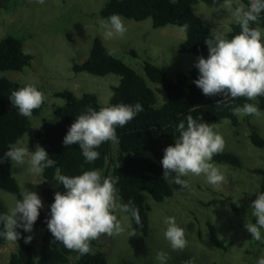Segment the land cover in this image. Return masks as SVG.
<instances>
[{
	"label": "rangeland",
	"instance_id": "obj_1",
	"mask_svg": "<svg viewBox=\"0 0 264 264\" xmlns=\"http://www.w3.org/2000/svg\"><path fill=\"white\" fill-rule=\"evenodd\" d=\"M105 1L46 0L41 5L35 0H0V40L7 34H14L23 40L24 49L33 55L31 64L23 70L0 71V76L23 85L36 84L43 88L46 104L39 115L31 117L35 126H40L45 119H52L55 106L64 104V98L55 95L59 90L70 89L77 95L95 92L101 103L108 102L112 86L119 82L120 77L112 73L98 76L76 71L73 67L75 63L87 59L95 37H101L113 55L147 80L157 93L159 102L166 100V92L146 77L144 63L150 61L159 65L175 79L179 71L188 73L198 62L200 56L178 50L186 38V29L181 26L154 27L151 19L136 21L121 16L127 28L124 37L105 39L100 21L107 19L99 13ZM223 3L224 0H198L194 4V10L210 26L212 33L230 31L231 24L237 22L233 15L235 7L246 8L244 0H231V5L225 8L221 7ZM258 27L264 31V28ZM260 112V117L238 115V124L229 118L216 124L214 130L225 141L223 151L236 154L242 162V166L236 167L212 161L225 177L219 188L210 185L203 175L183 177L190 185L184 190L169 178L174 189L172 196L156 202L147 195L151 206V232L148 236L133 228L127 213H117L124 232L112 237L102 235L92 242V250L105 251L107 264H159L156 254L160 251L167 253V264H184L192 257L196 258V264H257V260L264 255V242L252 239L245 228L246 219L233 206L242 208L248 214L259 193L261 175L255 168H264V147L255 145L250 134L256 130L264 137V109ZM28 137L24 134L14 145L34 152L36 146L30 143ZM117 154V146L113 145L114 157ZM114 164V161H108L105 177H112ZM29 168L27 162L14 163L13 174L22 193L26 190L37 193L43 202L41 209L47 211L49 205L40 190L44 181L42 173L33 174ZM55 178L48 183L56 186L58 180ZM21 199L0 189V214L10 212ZM166 217H175L176 223L184 229L188 241L185 249L173 250L165 239ZM210 225L216 227L217 239L229 243L228 246H212L209 243L212 237ZM133 229L136 235L132 236ZM17 231L20 236L25 232L34 238V250L38 255L42 229L33 225L31 232L22 228H17ZM261 232L264 236V230ZM18 245L19 239L15 243L6 241L0 244V264H8L10 254L17 250Z\"/></svg>",
	"mask_w": 264,
	"mask_h": 264
},
{
	"label": "trees",
	"instance_id": "obj_2",
	"mask_svg": "<svg viewBox=\"0 0 264 264\" xmlns=\"http://www.w3.org/2000/svg\"><path fill=\"white\" fill-rule=\"evenodd\" d=\"M198 0H106L100 9V15L108 18L113 14L142 21L151 19L154 27L176 25L186 28V38L179 46V52L192 53L207 58L209 49L205 40L210 37V26L194 10V4ZM246 8L249 0H244ZM252 27L264 28V12ZM240 26L237 22L231 24L230 31L224 33L228 39L239 34ZM23 40L14 35L7 34L0 40V71H21L31 64L33 55L25 54ZM110 50L101 37H95L90 54L82 63H75L76 71H85L98 76L116 74L120 77L117 84L112 86V95L108 102H100L99 95L95 92H84L77 95L73 90L64 89L56 91L55 95L64 98L65 102L56 105L52 119H45L40 126H35L32 116L39 115L41 108L33 111L30 118L18 114L9 96L13 90H18L23 85L6 76H0V157L10 149L24 134L29 135L33 146L39 144L49 154V158L56 161L53 168H46L42 172L43 183L41 194L48 203V210H40V215L35 222V227L42 229V242L35 253L34 238L23 232L19 239L16 251L10 254L8 264H107V254L103 250L91 251L81 255L76 251L66 249L59 242L53 243L54 237L48 230L46 221L50 218L51 204L54 203L55 193L63 192L60 182L56 186L48 182L57 175L76 176L85 171L98 170L105 177V169L109 160L114 161L112 177L118 178L116 185L118 195L122 203L132 202L139 209L141 225L135 223L130 217L132 226L144 236L151 232L149 217L150 204L147 195L156 202H162L174 193L169 180L163 177L161 160L164 150L169 145H174L179 133L175 131L176 125L184 120L190 113L194 119L211 124L214 129L222 119L229 118L233 123L239 122L238 115H234L232 109L242 106L244 103L257 104L259 109H264V96L255 101H247L245 98L230 100L226 105L216 107V102L222 100V95L206 96L196 86L194 81L199 78V70L195 67L186 73L179 71L176 78H171L159 65L146 61L144 72L146 77L159 84L166 92V100L159 102L155 90L147 80L132 66L121 58L109 54ZM135 53V51H134ZM36 85V84H35ZM39 90H44L36 85ZM45 94V93H44ZM135 105L140 103L143 111L139 112L133 120L124 127H117L118 143L111 141L103 143L98 149L99 158L91 163L85 161L78 144L65 146L63 139L70 126L78 115L83 114L87 108L92 107L97 111L104 106L117 104ZM195 111H192V108ZM251 141L264 147V137L254 130L250 134ZM113 145L117 146L118 154L113 155ZM214 161L229 163L233 166H242L241 159L232 152L222 151L214 155ZM13 164L8 158L0 163V189L15 194L22 198L21 186L13 174ZM58 169V170H57ZM261 175L259 193L264 192V168H255ZM174 175V174H173ZM238 214L246 219L247 215L242 208L234 205ZM255 222V218L249 217ZM212 237L209 243L212 246L226 247L229 243L217 239L216 227L210 225ZM3 225H0V230ZM23 230V228H22ZM264 230V229H261ZM31 236L30 243L25 239ZM6 240L0 237V244ZM92 248V244H91Z\"/></svg>",
	"mask_w": 264,
	"mask_h": 264
},
{
	"label": "clouds",
	"instance_id": "obj_3",
	"mask_svg": "<svg viewBox=\"0 0 264 264\" xmlns=\"http://www.w3.org/2000/svg\"><path fill=\"white\" fill-rule=\"evenodd\" d=\"M35 2L43 5L46 0ZM230 5L231 0H224L221 7ZM262 12L264 0H249L247 8L238 5L233 15L241 29L239 34L228 39L224 33L216 32L205 40L209 55L207 58H198L195 67L199 70V78L194 83L206 96H223L222 100L216 102V107L237 98L255 101L264 96V31L251 26L259 20ZM100 28L104 38L108 40L117 36L123 38L127 32L124 20L118 14L100 21ZM25 54H28L27 51ZM109 54H112L111 51ZM9 99L18 109L19 115L30 118L33 111L44 104L46 96L35 84H27L13 90ZM191 110L195 111V108ZM141 111L143 106L140 103L104 106L98 111L89 107L72 123L63 144H78L85 161L94 162L100 156L95 149L105 142L118 143L116 128L126 126ZM232 111L239 116L262 115L254 103H244L234 107ZM175 131L179 133L175 144L164 150L161 160L165 181L171 178L174 184L180 185L184 190L189 189L190 185L183 177L203 175L210 185L219 188L225 177L212 161L214 155L221 153L225 147L222 135L211 124L194 119L190 113L186 116V123L181 120ZM8 158L15 164L29 163V171L33 174H40L46 168L56 165V161L50 159L46 149L39 144L34 152L13 145L0 157V163ZM55 179L65 191L55 193L50 218L46 221L48 230L54 237L53 243L59 242L66 249L84 255L92 251V242L99 240L102 235L112 237L124 232L117 213L130 214L136 225H141L139 209L131 201L120 202L117 177H102L98 170H90L71 177L59 175ZM42 207L43 202L37 193L24 191L22 199L17 200L10 212L0 214V225H3L0 237L15 243L20 239L17 228L31 232ZM249 217L255 218V222ZM164 223L167 225L164 237L171 248L185 249L188 244L185 231L176 223L175 217H166ZM245 228L251 233L253 240L264 242L261 232L264 229V192L258 193L251 203ZM133 235H136L134 229ZM31 240L32 237L28 236L25 243H30ZM156 260L159 264H167V253L158 252ZM184 264H196V258L192 257ZM257 264H264V255L257 260Z\"/></svg>",
	"mask_w": 264,
	"mask_h": 264
}]
</instances>
